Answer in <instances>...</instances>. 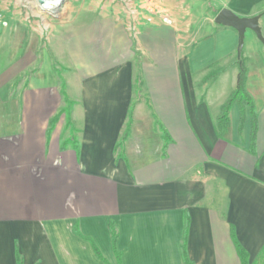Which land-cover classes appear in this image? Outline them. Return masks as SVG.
Listing matches in <instances>:
<instances>
[{
	"label": "crops",
	"instance_id": "1",
	"mask_svg": "<svg viewBox=\"0 0 264 264\" xmlns=\"http://www.w3.org/2000/svg\"><path fill=\"white\" fill-rule=\"evenodd\" d=\"M179 1L66 0L61 14L40 10L42 24H6L0 264H18V253L22 264H117L118 252L122 264H185L183 246L193 264H240L232 227L255 259L264 245L261 110L257 104L253 154L251 119L240 135L234 105L221 137L224 98L201 84L210 74L206 57L223 64L219 75L235 63L239 34L212 21L199 0L190 9L201 7L210 29L191 37L197 23L168 11ZM223 7L264 14V0ZM130 110V132L118 147Z\"/></svg>",
	"mask_w": 264,
	"mask_h": 264
},
{
	"label": "rangeland",
	"instance_id": "2",
	"mask_svg": "<svg viewBox=\"0 0 264 264\" xmlns=\"http://www.w3.org/2000/svg\"><path fill=\"white\" fill-rule=\"evenodd\" d=\"M193 1H195L197 4L200 3L199 0H180L179 2L183 3L182 7L179 5V8L176 12L173 10H168V11L172 13L171 17L178 19V22L180 21V19L184 20V22L186 20H189L191 25L194 24L192 27H195V24L197 23L198 30L193 28L195 30L190 31L191 30V26H190V29L187 32L191 35V37L192 36L196 37L198 35L197 37L200 39V37L206 36V33H208V30L210 29V26L208 25L209 23L204 18V15H202L199 12L201 10V7L203 8L205 6L206 8L205 10H212L213 13H211L210 18L213 21L215 19L216 14L218 13V8L220 3H223V1L225 0H202L201 3L199 4V6H201L200 10L199 7L195 9L194 6L193 9H190L191 7L189 3L190 2L193 3ZM65 4H66V0H60V2L57 5L56 14H61L62 8L65 6ZM40 10L50 12L48 10L42 9L34 0H0V58H6L7 47L5 45V38H8L9 33L11 34L9 30L5 31L4 28L6 24L8 25L10 24L13 25L15 23L21 24L22 20H27V22H29V21H33L34 19L36 20L38 19L39 22L42 24L44 20L42 19V17L41 18L38 17V13ZM155 10H160V9H158V7H155ZM12 13L13 15L17 14L15 17L18 19L17 20L18 22H15L13 20L15 17L10 16ZM52 15L54 16L53 13ZM240 16H247V15H240ZM45 17L51 21L56 20L57 18V17L53 18L51 16L50 17L45 16ZM260 25L262 27V32L264 35V14H262ZM201 29H203V31H200ZM15 33L16 32L13 31V34ZM17 34L19 35L20 31H17ZM212 40L214 41L216 40V32ZM204 44H206V42ZM206 47H208V45ZM206 47L203 49V51L206 49ZM243 56L245 58V63H246V76H247L246 86L250 93L253 92L255 94L254 96L251 93L255 99L256 104L259 105L262 115V121L264 125V43L257 37L256 33L251 29H248L245 33ZM209 57L210 56L206 58L207 61H210V64H208L209 67L208 71L210 74L207 76V78H204L201 81V84L203 85L204 83H209L208 85L211 89V91L209 90L210 96L216 99L224 98V102H225L237 84V76L239 73V66H240L239 52H237V57L235 59L236 61L234 64L231 65V68H229V70H227L226 73L224 74L221 73L220 75L218 72L223 69L222 66L223 64L218 63V61H216V58H209ZM220 66H221V70H219ZM233 66H235V68H233ZM247 118H250V116L247 115Z\"/></svg>",
	"mask_w": 264,
	"mask_h": 264
},
{
	"label": "trees",
	"instance_id": "3",
	"mask_svg": "<svg viewBox=\"0 0 264 264\" xmlns=\"http://www.w3.org/2000/svg\"><path fill=\"white\" fill-rule=\"evenodd\" d=\"M262 13H264V10H262ZM238 52H239L240 66H239V73L237 76V84L234 90L232 91V93L229 95L226 101L222 104L220 114L218 115L217 120H216V126H217L220 136L223 137L224 134L228 132V129L231 125V118H230L231 109L234 105H238L239 110H240V122H239V129H238L239 134L241 135L243 133L246 118H247V115H249L251 119V127H252L251 135H250V149L249 150L251 153L256 154L257 136H258V130H259V111H258L257 104L255 102L254 97L248 91L247 86H246L247 76H246V63H245V58L243 56V46L240 45ZM131 123H132V110H130L127 127H126V130L122 138L120 139L118 143V147H122L124 145L125 140L127 139L129 132H130ZM162 132H163L165 144L167 145L169 141L171 140L170 134L166 131L165 128H162ZM110 230H111V235H112V241L115 246L117 237H118V231L113 222H110ZM232 236H233L236 248H237L238 255L241 260L240 264H264V245L259 251V253L257 254V256L255 257V259L251 261L249 252L237 239L234 227H232ZM94 249L98 257L106 261L101 251L95 244H94ZM183 253H184V258H185V264H193V262L187 257L184 246H183ZM17 263L22 264V257L20 256L19 253L17 254ZM117 264H122L121 256L119 252H118Z\"/></svg>",
	"mask_w": 264,
	"mask_h": 264
},
{
	"label": "water",
	"instance_id": "4",
	"mask_svg": "<svg viewBox=\"0 0 264 264\" xmlns=\"http://www.w3.org/2000/svg\"><path fill=\"white\" fill-rule=\"evenodd\" d=\"M262 14L253 16H240L228 7L221 8L215 16V22L224 26L233 27L238 31L240 45H244L245 33L253 30L257 37L264 43V35L260 25Z\"/></svg>",
	"mask_w": 264,
	"mask_h": 264
},
{
	"label": "built area",
	"instance_id": "5",
	"mask_svg": "<svg viewBox=\"0 0 264 264\" xmlns=\"http://www.w3.org/2000/svg\"><path fill=\"white\" fill-rule=\"evenodd\" d=\"M34 1H36L37 2V4L42 8V9H44V10H48V11H50V13H53V14H56L57 12V7H55V8H45V7H43V5H44V3H45V0H34ZM155 10V9H154ZM153 14H157V15H160L161 17H162V19H163V21H170V19H169V16L165 13V12H163L162 10H155L154 12H153ZM151 19V18H150Z\"/></svg>",
	"mask_w": 264,
	"mask_h": 264
},
{
	"label": "clouds",
	"instance_id": "6",
	"mask_svg": "<svg viewBox=\"0 0 264 264\" xmlns=\"http://www.w3.org/2000/svg\"><path fill=\"white\" fill-rule=\"evenodd\" d=\"M59 2H60V0H45L43 7L50 8L53 3L58 4Z\"/></svg>",
	"mask_w": 264,
	"mask_h": 264
},
{
	"label": "bare ground",
	"instance_id": "7",
	"mask_svg": "<svg viewBox=\"0 0 264 264\" xmlns=\"http://www.w3.org/2000/svg\"><path fill=\"white\" fill-rule=\"evenodd\" d=\"M57 5H58V4L53 3L52 6H51L50 8H55V7H57Z\"/></svg>",
	"mask_w": 264,
	"mask_h": 264
}]
</instances>
